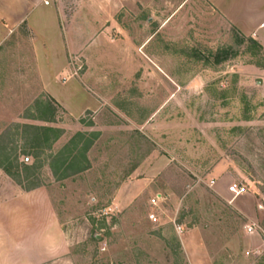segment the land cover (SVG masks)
I'll list each match as a JSON object with an SVG mask.
<instances>
[{"label": "rangeland", "instance_id": "374dc122", "mask_svg": "<svg viewBox=\"0 0 264 264\" xmlns=\"http://www.w3.org/2000/svg\"><path fill=\"white\" fill-rule=\"evenodd\" d=\"M49 3L47 42L24 25L0 41V138L24 187L43 185L15 199L27 191L0 169V256L46 242L48 201L67 251L31 264H264V0ZM48 97L54 123L38 120ZM23 125L63 134L23 157ZM71 150L86 170L60 179L51 157ZM215 167L256 196L253 234L213 194Z\"/></svg>", "mask_w": 264, "mask_h": 264}, {"label": "crops", "instance_id": "0c3cea01", "mask_svg": "<svg viewBox=\"0 0 264 264\" xmlns=\"http://www.w3.org/2000/svg\"><path fill=\"white\" fill-rule=\"evenodd\" d=\"M48 2V4L46 3ZM50 0H0V41H3L6 37L11 35L16 29L22 25L31 33L38 35L39 38L44 42H47V37L50 33L57 32L60 28L57 16L52 12L53 6L49 3ZM264 23V19H263ZM263 28L259 27V30ZM53 47V46H52ZM54 49V48H53ZM66 50L67 53L73 54L75 48L69 44V42L64 45L62 48ZM65 71V68H64ZM44 84V81H43ZM75 85L83 90L79 84L75 82ZM84 91V90H83ZM53 96V95H52ZM55 97V96H54ZM96 103L95 108H83L80 112V115L86 112H94L99 106V102L90 96ZM56 98V97H55ZM58 100V99H57ZM61 106L71 115V109H69L65 104L58 100ZM77 116V117H79ZM211 180L210 188L212 189L215 197L224 200L227 202V205L230 206L235 213L240 215L245 222L246 227H251L253 233L257 224V205H256V196L251 194H241L236 197H233L228 192V187L233 184H228L224 186L222 182L228 175L221 174L220 167H215L211 171ZM224 175V176H223ZM223 176V177H222ZM213 182V183H211ZM243 187V186H241ZM36 191L31 192H22L15 199H19L24 196L36 195ZM38 196H41L38 195ZM45 198V197H44ZM46 199V198H45ZM47 201V199H46ZM3 207L0 206V210ZM48 208V218H49V237L46 238V242H38L35 245L29 238L26 243L21 242H11L13 249H17L16 254L4 257L0 256V264H31L32 261L37 260H54L57 257H60L62 254H65L67 251V245L64 240L63 232L58 224L56 218L54 217L51 210V206L47 201ZM246 228V229H247ZM251 233V234H253ZM44 248L43 253H37V247ZM1 250V248H0ZM40 261V262H41ZM188 264H192L191 259L188 257Z\"/></svg>", "mask_w": 264, "mask_h": 264}, {"label": "trees", "instance_id": "16d2710c", "mask_svg": "<svg viewBox=\"0 0 264 264\" xmlns=\"http://www.w3.org/2000/svg\"><path fill=\"white\" fill-rule=\"evenodd\" d=\"M43 109L45 110V113L47 114V117H42L41 119H38L41 122L44 123H54L56 113L58 111L63 112L61 107L57 105V103L50 97L47 98V101L43 104ZM23 128L27 130L34 131L33 133V139L30 142L29 146L27 147L26 151L21 153V156L23 157H29V155L33 156V158H39V155L46 149H50V146L53 142H55L60 135L63 134V130L52 128V127H45V126H31V125H23ZM75 137L81 138L82 135L78 133ZM10 142H6L5 138H0V169L10 178L12 179L17 185H19L24 191H32L37 188L42 187L43 185L41 183H29L28 187H24L23 183L19 179V175L17 171H13L14 168L18 169V167H23L24 169H28V166L26 165H20L17 164L15 167L9 162L10 156H12L13 151H15L14 147H9ZM70 145V144H69ZM72 145V144H71ZM88 144L83 148V150L89 148ZM70 147V146H69ZM76 147V145H75ZM76 149V148H75ZM74 149V150H75ZM73 153V154H72ZM52 163L50 168L53 171V174L56 175L58 173V169H61V175L59 176L60 179H64L69 174H67V171L69 169H72L74 172L73 174H77L80 172H83L86 170L85 167H81L78 162L77 153L74 151H70L68 153H59L55 157H51ZM40 163V162H39ZM42 167V164L35 165L33 169H39ZM57 167V168H56Z\"/></svg>", "mask_w": 264, "mask_h": 264}, {"label": "built area", "instance_id": "2783aa9c", "mask_svg": "<svg viewBox=\"0 0 264 264\" xmlns=\"http://www.w3.org/2000/svg\"><path fill=\"white\" fill-rule=\"evenodd\" d=\"M263 27H264V23L261 24L260 28H263ZM211 183H213V182H211ZM228 192H229L233 197H236V196H238V195L244 194V193H245V188L233 184V185H231V186L228 187ZM152 204H155V200L152 201ZM176 231H177L178 233H180V232H181L180 227H176ZM246 231H247V233H249V234L253 233V229H252L251 227H248Z\"/></svg>", "mask_w": 264, "mask_h": 264}, {"label": "water", "instance_id": "95a60500", "mask_svg": "<svg viewBox=\"0 0 264 264\" xmlns=\"http://www.w3.org/2000/svg\"><path fill=\"white\" fill-rule=\"evenodd\" d=\"M99 238H100L99 236H95V239L99 240Z\"/></svg>", "mask_w": 264, "mask_h": 264}]
</instances>
